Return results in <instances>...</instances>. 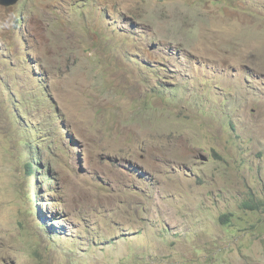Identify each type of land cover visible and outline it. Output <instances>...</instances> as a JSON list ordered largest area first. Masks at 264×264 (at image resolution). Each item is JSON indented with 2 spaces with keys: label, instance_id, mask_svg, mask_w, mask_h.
Here are the masks:
<instances>
[{
  "label": "rangeland",
  "instance_id": "374dc122",
  "mask_svg": "<svg viewBox=\"0 0 264 264\" xmlns=\"http://www.w3.org/2000/svg\"><path fill=\"white\" fill-rule=\"evenodd\" d=\"M0 264H264V0L0 6Z\"/></svg>",
  "mask_w": 264,
  "mask_h": 264
},
{
  "label": "water",
  "instance_id": "95a60500",
  "mask_svg": "<svg viewBox=\"0 0 264 264\" xmlns=\"http://www.w3.org/2000/svg\"><path fill=\"white\" fill-rule=\"evenodd\" d=\"M18 1L19 0H0V6L8 8L18 3Z\"/></svg>",
  "mask_w": 264,
  "mask_h": 264
},
{
  "label": "trees",
  "instance_id": "16d2710c",
  "mask_svg": "<svg viewBox=\"0 0 264 264\" xmlns=\"http://www.w3.org/2000/svg\"><path fill=\"white\" fill-rule=\"evenodd\" d=\"M27 170L29 172V176L30 177H33L34 176V173L31 171V166L30 165H27ZM34 178H35V176H34Z\"/></svg>",
  "mask_w": 264,
  "mask_h": 264
},
{
  "label": "clouds",
  "instance_id": "9594fccd",
  "mask_svg": "<svg viewBox=\"0 0 264 264\" xmlns=\"http://www.w3.org/2000/svg\"><path fill=\"white\" fill-rule=\"evenodd\" d=\"M19 1H20V0H19ZM19 1H18V2H19ZM17 4H18V3H16L15 5H17ZM15 5H13V6H15ZM13 6H11V7H13ZM1 7H3V6H1ZM3 8H6V7H3ZM8 8H10V7H8Z\"/></svg>",
  "mask_w": 264,
  "mask_h": 264
}]
</instances>
